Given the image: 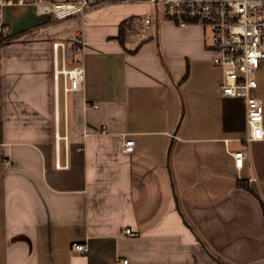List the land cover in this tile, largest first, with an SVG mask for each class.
Instances as JSON below:
<instances>
[{
	"label": "crops",
	"instance_id": "obj_1",
	"mask_svg": "<svg viewBox=\"0 0 264 264\" xmlns=\"http://www.w3.org/2000/svg\"><path fill=\"white\" fill-rule=\"evenodd\" d=\"M124 4L138 3L93 6L51 33L85 73L65 95L49 40L50 56L0 49V264H264V139L245 140L244 101L221 95L208 31L157 19L135 43L126 19L139 10ZM254 75L264 119V59Z\"/></svg>",
	"mask_w": 264,
	"mask_h": 264
},
{
	"label": "built area",
	"instance_id": "obj_2",
	"mask_svg": "<svg viewBox=\"0 0 264 264\" xmlns=\"http://www.w3.org/2000/svg\"><path fill=\"white\" fill-rule=\"evenodd\" d=\"M112 2L148 4L149 11L143 16L132 15L126 19L127 35L135 43L150 37V29L157 19H173L180 26L191 23L202 25L208 31L207 48L212 52L211 60L221 68V95L244 101L245 140L264 139L263 103L254 93L257 86L254 72L264 59V0H0V33L7 35L10 30L9 24L2 18V8L7 5L33 6L37 15L55 21L82 15L93 6ZM66 48L63 40L51 42L56 96L60 81L65 95L68 91L81 88L85 79L80 63L71 67L66 65ZM63 137L66 135L55 131L56 167H61L58 143ZM121 149L125 153L132 152L133 139L125 138ZM230 154L235 166L240 168L245 152L234 150ZM123 233L130 235L133 231L128 226ZM73 248L81 252L87 250L84 242H73ZM121 264H127V259L122 258Z\"/></svg>",
	"mask_w": 264,
	"mask_h": 264
},
{
	"label": "rangeland",
	"instance_id": "obj_3",
	"mask_svg": "<svg viewBox=\"0 0 264 264\" xmlns=\"http://www.w3.org/2000/svg\"><path fill=\"white\" fill-rule=\"evenodd\" d=\"M128 3V2H117ZM126 8H133L139 10V13H135L139 16H143L148 9V4L138 3L135 5H122ZM142 11V12H141ZM34 7L29 5H7L2 8V18L9 24L10 30L7 35H0V49L4 50H18L22 54L26 52L36 53L39 57L50 56V51L46 45V40H49L51 33L63 28V21L52 20L45 16L43 27L33 26L34 23ZM18 31V32H12ZM20 31V32H19ZM151 35L154 33L153 25L149 32ZM22 34H25L23 36ZM31 37V38H30ZM56 38V36L52 39ZM60 38V37H57ZM49 40L51 45V40ZM63 40V38H60ZM25 52V53H26ZM24 55V54H23ZM23 57V56H22ZM40 59V58H39ZM22 60V59H21ZM255 76V75H254ZM60 93L62 95V82L59 86Z\"/></svg>",
	"mask_w": 264,
	"mask_h": 264
},
{
	"label": "trees",
	"instance_id": "obj_4",
	"mask_svg": "<svg viewBox=\"0 0 264 264\" xmlns=\"http://www.w3.org/2000/svg\"><path fill=\"white\" fill-rule=\"evenodd\" d=\"M1 34L2 33H0V35ZM118 38L120 39L121 42H123V40H124V30H123L122 26L120 27V30H119V33H118Z\"/></svg>",
	"mask_w": 264,
	"mask_h": 264
},
{
	"label": "water",
	"instance_id": "obj_5",
	"mask_svg": "<svg viewBox=\"0 0 264 264\" xmlns=\"http://www.w3.org/2000/svg\"><path fill=\"white\" fill-rule=\"evenodd\" d=\"M222 264H224V263H222Z\"/></svg>",
	"mask_w": 264,
	"mask_h": 264
}]
</instances>
